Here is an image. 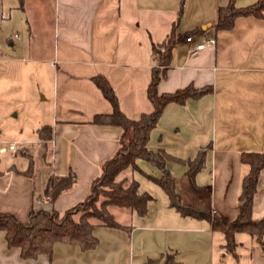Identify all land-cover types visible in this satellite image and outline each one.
I'll return each mask as SVG.
<instances>
[{"label":"crops","instance_id":"obj_1","mask_svg":"<svg viewBox=\"0 0 264 264\" xmlns=\"http://www.w3.org/2000/svg\"><path fill=\"white\" fill-rule=\"evenodd\" d=\"M228 1L183 0L179 15L180 0H10L9 17L13 10L24 20L21 17V23L16 21L2 34L11 55L0 48V71L15 62L27 64L26 69L33 66L23 76L42 101L35 105L40 122L34 135L18 140L22 146L14 151L26 165H3L0 160V212L26 222L31 209L63 212L84 200L102 164L117 152L122 133L117 126L92 123L95 115L112 112L92 78L107 80L128 119L150 113L146 91L156 66L151 45L161 43L175 23L182 38L157 92L187 86L210 91L182 105H166L147 146L183 160L205 149L204 164L193 178L186 176L185 165L171 160L166 162L169 176L182 204L234 220L241 180L248 171L240 154L264 149V14L239 17L231 30L217 31V10ZM255 1L234 0V5L240 8ZM193 30L188 37L194 42L213 38L215 45L188 55L184 34ZM42 126L50 127L51 140L37 138ZM141 162L142 171L160 177L154 167ZM50 176L74 180L52 204L42 198ZM122 176L138 181L154 198L144 217L127 208H108L117 223L131 227L130 232L92 220L99 242L95 249L82 252L56 243L51 257L35 260H24L18 249L8 248L0 232V264H144L165 252H174L183 264H264V241L237 233L234 253L225 252L224 236L207 220L180 216L168 206L162 189L144 175L127 170ZM262 217L264 169L252 205V219Z\"/></svg>","mask_w":264,"mask_h":264},{"label":"trees","instance_id":"obj_2","mask_svg":"<svg viewBox=\"0 0 264 264\" xmlns=\"http://www.w3.org/2000/svg\"><path fill=\"white\" fill-rule=\"evenodd\" d=\"M182 10L183 0H180L179 15ZM263 14L264 0H256L240 8L234 5V0H229L225 7L218 8L213 27L217 31H228L233 28L235 20L239 17L262 18ZM195 32L188 31L184 36H191ZM181 38L182 35L177 32L174 23L161 43L151 45V55L156 61V66L151 69L146 93L153 109L150 113L141 114L136 120L128 119L120 111L116 96L103 76L92 78L93 83L112 107L110 114L95 115L92 123L121 128L119 148L113 157L102 164L100 175L92 181L89 194L80 203L63 212L31 209L26 222L19 221L12 213L0 212V232L4 235L6 245L8 248L18 249L22 259L35 260L40 255L51 257L56 243L77 246L82 252L95 249L99 242L93 234L95 225L92 220L106 228L130 232L131 227L117 223L108 208L111 206L127 208L138 217H144L148 212V204L154 198L140 189L138 181L122 176L127 170L144 175L160 187L167 198L168 206L180 216L207 220L213 230L224 236L225 252L234 253L237 233H246L259 243L264 241V217L252 219L256 185L259 174L264 169V149L240 154V161L248 166V171L241 180L237 216L228 222L206 210L182 204L175 188V181L169 176L166 168L167 161L181 163L186 166L185 174L191 179L204 164L205 149L198 151L192 159L183 160L171 156L163 149L151 150L147 146L150 132L156 127L166 105L169 103L182 105L186 100L200 98L210 91L209 87L196 89L187 86L172 93L157 92L161 77L170 67L172 50ZM36 135L41 141L51 140V129L49 126H42L36 130ZM139 161L154 167L160 172V177L142 171L138 165ZM73 181L71 176H50L43 190V200L52 204L59 195L72 187ZM77 214L78 217L75 219ZM144 264L183 263L176 258L174 252H165L156 259H147Z\"/></svg>","mask_w":264,"mask_h":264},{"label":"rangeland","instance_id":"obj_3","mask_svg":"<svg viewBox=\"0 0 264 264\" xmlns=\"http://www.w3.org/2000/svg\"><path fill=\"white\" fill-rule=\"evenodd\" d=\"M8 2L10 0H0V48L4 55L10 56V47L5 39L2 38V34L6 30L14 28L18 22L21 23L20 18L22 15L20 12L12 10L9 17L7 13ZM24 16L26 17L25 14ZM22 19L24 20L23 17ZM17 60L21 59L17 58ZM24 65L27 64L21 62L9 63L5 64L3 71H0V146L2 147H6L8 143L14 142L17 148H20L22 144L18 140L32 137L35 128L39 126L40 108H36L35 105L38 107L42 98L41 95L33 92L35 90L34 87L32 85L29 86V83L23 76V72L35 68L31 66L26 69L27 66ZM16 153L7 151L0 154L1 164L14 163L17 167L25 166L27 160ZM141 163L149 167L145 162L142 161ZM154 187H157L161 191L158 186ZM77 217L78 214L74 218L76 219Z\"/></svg>","mask_w":264,"mask_h":264},{"label":"built area","instance_id":"obj_4","mask_svg":"<svg viewBox=\"0 0 264 264\" xmlns=\"http://www.w3.org/2000/svg\"><path fill=\"white\" fill-rule=\"evenodd\" d=\"M184 41L185 43L188 44V50H187L188 55H195L196 53L203 51L207 47H213L215 45V39L213 38H209V39L204 40L203 42L196 43L193 41L192 37H186ZM6 150L11 151V152L16 151V144L8 143L6 147L0 148L1 152H4ZM220 264H224V263H220Z\"/></svg>","mask_w":264,"mask_h":264}]
</instances>
